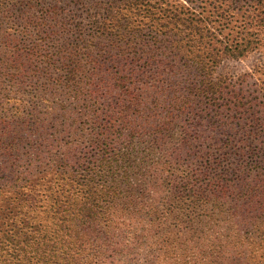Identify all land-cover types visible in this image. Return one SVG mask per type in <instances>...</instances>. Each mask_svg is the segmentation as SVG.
<instances>
[{"label": "trees", "instance_id": "trees-1", "mask_svg": "<svg viewBox=\"0 0 264 264\" xmlns=\"http://www.w3.org/2000/svg\"><path fill=\"white\" fill-rule=\"evenodd\" d=\"M188 1L0 0V264H264V0Z\"/></svg>", "mask_w": 264, "mask_h": 264}, {"label": "rangeland", "instance_id": "rangeland-1", "mask_svg": "<svg viewBox=\"0 0 264 264\" xmlns=\"http://www.w3.org/2000/svg\"><path fill=\"white\" fill-rule=\"evenodd\" d=\"M207 1L189 0L187 5H204ZM252 2L253 0H217L215 4L217 7L220 6L219 11L225 14L220 17L223 22L227 21L229 24H234L239 29H249L250 19L247 17L244 19V10L250 8L254 4ZM229 32L231 30H224L221 32L220 38H224ZM260 36L262 43L258 48L239 58H226L217 65L214 72L209 71L210 74L213 72L215 76L223 77V80H226V83L223 84L227 87V91L232 92L230 95H220L219 98H259L258 101H264V30H262ZM215 46L218 47L219 45L215 44ZM236 130L237 127L232 133H235ZM228 132L223 129L217 133L218 137L222 138L223 144L229 139L227 138ZM235 136L240 137L238 134H235ZM243 145L240 144L239 146L243 147Z\"/></svg>", "mask_w": 264, "mask_h": 264}]
</instances>
